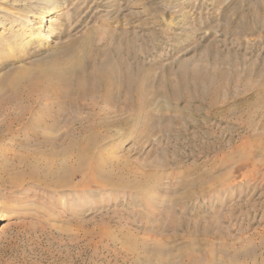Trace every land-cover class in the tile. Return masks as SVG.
Masks as SVG:
<instances>
[{
  "label": "rangeland",
  "instance_id": "374dc122",
  "mask_svg": "<svg viewBox=\"0 0 264 264\" xmlns=\"http://www.w3.org/2000/svg\"><path fill=\"white\" fill-rule=\"evenodd\" d=\"M49 1L0 0V83L91 31L95 54L89 50L93 62L86 61L85 73L110 63L121 74L128 69L151 80L121 84L107 104L101 95L62 100V141L55 148L43 147L44 129L31 125L50 98L23 112L27 102L2 92L0 264H157L158 244L167 248L166 264H264V0ZM49 10H55L50 17ZM40 28L52 40H36ZM185 63L215 69L198 94L225 76L215 110L208 97L193 98L195 87L179 85L188 77L181 75ZM138 82L146 85L143 108L151 124L137 114ZM94 113L111 123H94L92 131L105 138L95 158L109 160L113 182L126 185L97 183L90 171L63 189L31 176L27 160L61 151L91 127ZM200 175L204 185L218 182L205 195L189 194ZM202 238L216 248L214 259L208 243L188 250Z\"/></svg>",
  "mask_w": 264,
  "mask_h": 264
},
{
  "label": "bare ground",
  "instance_id": "6f19581e",
  "mask_svg": "<svg viewBox=\"0 0 264 264\" xmlns=\"http://www.w3.org/2000/svg\"><path fill=\"white\" fill-rule=\"evenodd\" d=\"M54 1L55 0H50L49 3L51 5L52 4L54 5L55 3H57L56 1L55 2ZM53 13H55V10H49L48 17L53 15ZM48 21L49 20H45V22H48ZM243 26L244 25L242 24V27ZM44 31H45V29L40 28V31H38L37 33L34 34L35 39L40 40V38L41 39L46 38L47 42L52 40V36L51 35L46 36L44 34ZM244 32H246V30H244ZM93 39H95V38H94V36L92 38V31L90 34L88 32L84 37L78 38L72 42H69L66 45H61L60 47H58V50L53 52L54 54L52 55V57L44 60L43 62H41V64H39L35 67H31V68H28L26 70H23V72L15 73V74L11 75L9 78H5V80H3L0 83L1 84L0 85V95L3 94L2 92L5 91V89H8V90H10V92L13 93V97L15 98V99L13 98L14 100L19 99V101L21 100L23 102H27V104L24 105V109H22L23 112H27V111L29 112L30 109H32V106H34L36 104H40V103H42V101H48V99L50 98V100H49L50 103L46 102L48 105L46 104L45 108L43 107V109L40 108V109H42V114L34 115L32 121H31V125H32L33 129L34 128L40 129V131L42 130V128L44 129V130H42L43 134H40V136H39V138L41 139V142H42V144H41L42 146L44 144L45 146L55 148L57 145H60L59 141L62 138V134L60 131H57V129L59 128L58 124L60 123V116H62L61 111H60L61 110L60 108L62 107L60 105H62V103L64 102L62 100L68 99V101L73 104L76 101L78 102V100L82 101L87 96L90 97L92 100H94V99H96L95 97L97 95H101L100 97H102V99L104 100L102 102H105L107 104L113 100V98H114L113 94H115L121 90V87H122L121 84H124L125 87L127 85V87L130 88L131 87V81H133L136 78L139 79V77H140L142 79L143 78L144 79L145 78L150 79L149 76L151 74L150 75H148V74L144 75L145 73H143V72H142V75H144L143 77L139 76L140 74H138L135 78L132 77V74L131 75L129 74L130 71L127 69L128 67H126V64H125V66L123 65L124 63L122 65L127 69L124 72V74H121L119 72L120 70L115 68V66L113 68L112 64H110V63L106 64L103 62H102L103 64H101V65L99 64L100 65L99 67L94 66V68L95 67L96 68L95 69L93 68V70L90 73H85L84 68H87L86 66H88V63L86 61L93 62L92 56H93L94 51L91 50L92 45L94 43ZM86 50H88L89 53L86 52ZM89 50H91L93 53L90 52ZM85 53H88L87 54L88 56H86ZM119 54H121V53H119ZM85 57H86V59H85ZM134 57H135V55H134ZM119 60H120V57H119ZM121 63H122V61H121ZM203 63H202V65H203ZM95 65H96V63H95ZM184 65H185V68H182L183 72H181V75H182V77H186V76H188V77H186L187 79L183 78L179 82V85H181V87H184V88H186L188 85H191L192 87H195L194 90L197 91V94L201 90V88L204 87V83H206V81H209V79H211V77L207 74L213 75V77H214L215 73H213V72L215 71V69L213 68L214 71L210 72L208 68L204 67L206 64L202 68H195V69H190L188 67L187 63L183 64V66ZM90 70H91V68H90ZM218 72H220V71H218ZM222 75H224V73ZM223 78L225 79V76L221 77L219 82L217 81L218 84H214L210 80L209 83L211 84V86L214 85V88H212L210 90V92H207V90H208L207 89L202 94H198V95L194 94L193 98L196 97L200 100V102H203L208 97V99H207L208 109H210L211 111L215 110L216 107L218 106L219 102H220L219 99L222 98L223 93H224L223 89L221 88V85H223L221 83L224 82ZM142 79H140V80L143 81ZM212 81L215 82L214 79ZM135 82H134V85H136ZM139 82L137 83L138 85H139ZM146 83H147V80H146ZM219 83L221 85H219ZM144 86H146V85H144ZM143 87H142V83H140V85L137 88L135 87L136 91H134V92H137L136 95H137V99H138L135 102H136V104H139V105L142 104L141 105L142 108H143V106L146 105V104H144V102H147V100L146 101L144 100V102H143V99H142V98H144V97H142L143 89H144ZM181 87H179V88H181ZM179 88H177V89H179ZM187 89H185V90H187ZM147 90H149V89H147ZM147 90H146V93H147ZM122 92H123V90H122ZM10 98H9V100H11ZM132 99H134V98L132 97ZM92 100H90V101L92 102ZM195 100H197V99H195ZM19 101H17V102H19ZM12 102H16V101L12 100ZM93 102L96 104V101H93ZM93 102L91 105L94 107L93 109H95L96 105H94ZM131 102H129V103H131ZM131 105H132L131 107H135V104H134V106H133V103ZM54 108L56 109L55 112L50 114V112L52 111V109L54 110ZM142 108H139V111L137 112V114L139 115L140 119H141V117H142V119H148L149 118V122L147 120H144V121H147V123L151 124L149 111L147 113L145 108H143V109ZM133 110L135 112V110H137V109L133 108ZM32 113H34V112H32ZM94 115H95V113H94ZM138 115H135V116H138ZM18 117L22 118V116H18ZM21 118H20V120L23 121ZM105 118H107V117H105ZM97 119H98V121L100 120L98 123L103 124L102 126H104V127H107L108 125L111 124V123L106 121L107 119L105 120L104 118L100 117V115L98 113L94 117L90 116L89 120H87V122L89 124H91V127H87L88 128L87 130L84 128L81 131L79 138H71L70 137V140H69L70 142L67 144L68 146H65L61 151L58 152L56 150L55 151L53 150L52 152H50L49 155L51 156V158L43 159V160H40L39 158H37V160H27L28 164H29L28 167L31 169V170L29 169L31 176H34V177L39 176L40 179L45 180V182H47L48 185H50L54 188H57V189H63V188H66V187L72 185L73 184L72 180H77L80 177V175H82L84 172L90 171L93 174V178H95L97 183L100 182L101 184H104L107 186L109 185L111 188H114V189L121 187L122 185H120V184L123 183L122 180H118L116 182H113V178L111 176L113 174L112 172H114V171H111V170L106 171L105 170V166L109 164V162H108L109 160L107 161V160L95 158L96 156L94 153L96 152L95 148L97 147V144L100 142V140L105 139L103 136H100V135L96 134L94 131H92V128L96 127V124H94V123L97 122ZM135 120H136V117H135ZM135 120H134V122H135ZM21 121H19V122H21ZM144 121H143V123H144ZM138 122H140V121H138ZM136 125H138V124H136ZM146 126L149 127L148 125H146ZM97 127H99V126L97 125ZM135 128H137V127L135 126ZM154 129H155V127H154ZM59 132H60V134H59ZM86 132H88V133H86ZM34 135L36 136L37 134L34 133ZM65 139H66V137H65ZM67 139H69V138H67ZM259 148L257 151H259L261 153L264 150V148H263V150H261V148H262L261 147L260 148L261 151L259 150ZM244 155H246V154H244ZM57 158L59 160L55 161ZM103 159H105V158H103ZM115 168L117 169V167H115ZM119 171H122V170H119ZM129 171H130V174H132L131 169ZM203 177L205 178L206 176L200 175L198 177V179L196 180V182H194L193 185H191V183H190L191 189H193V190L188 191L189 194H194L197 192V194L200 193V195H205L206 191L211 190L212 186H214L218 182V180H212L210 183H207L206 185H204L202 183V181H204V179L202 180ZM11 179H13V177H11ZM130 182L131 181H129V183ZM124 183H123V185H124ZM125 185H126V183H125ZM73 186L75 189H80L79 183L78 184L76 183ZM192 186H193V188H192ZM3 222H4V219H3L2 213L0 212V225ZM210 235L211 234H209L208 236H210ZM202 239L203 240H200L201 242L200 241H199V243L195 242L194 245H190L192 247L189 246L188 250L189 249L190 250L196 249V251L198 249L200 250V248L202 246H204L205 244H207L209 242V241H206L207 238L206 239L202 238ZM209 240H210V238H209ZM202 243L204 245H201ZM210 246H211V250H210L211 255H210L209 259L212 260L216 256L215 255L216 248H214V246H212V245H210ZM162 247L163 246L161 244H158V246L156 247V252L159 255L158 259L156 260L157 264H166L169 261L171 262V259H169L168 255L163 256L164 254L165 255L167 254V252L165 251V250H167V248H165V246L163 248ZM191 248H193V249H191ZM186 251L187 250H185V252ZM182 254H183V252H182ZM170 255H171V253H170ZM195 261H198V259ZM213 264H215V263L213 262Z\"/></svg>",
  "mask_w": 264,
  "mask_h": 264
}]
</instances>
